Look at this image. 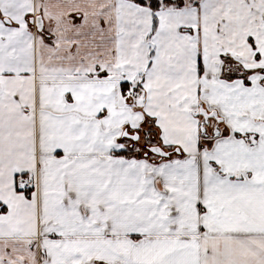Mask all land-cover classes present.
Masks as SVG:
<instances>
[{
	"label": "snow or ice",
	"instance_id": "snow-or-ice-1",
	"mask_svg": "<svg viewBox=\"0 0 264 264\" xmlns=\"http://www.w3.org/2000/svg\"><path fill=\"white\" fill-rule=\"evenodd\" d=\"M0 264H264V0H0Z\"/></svg>",
	"mask_w": 264,
	"mask_h": 264
}]
</instances>
